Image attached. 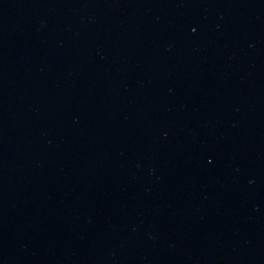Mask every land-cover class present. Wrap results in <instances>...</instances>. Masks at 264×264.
Returning <instances> with one entry per match:
<instances>
[{"label": "water", "instance_id": "1", "mask_svg": "<svg viewBox=\"0 0 264 264\" xmlns=\"http://www.w3.org/2000/svg\"><path fill=\"white\" fill-rule=\"evenodd\" d=\"M0 264H264V0H0Z\"/></svg>", "mask_w": 264, "mask_h": 264}]
</instances>
